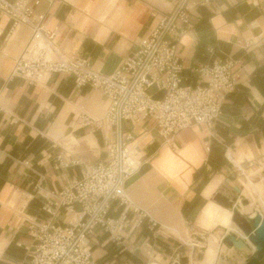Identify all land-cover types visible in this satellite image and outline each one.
Returning <instances> with one entry per match:
<instances>
[{"label": "crops", "instance_id": "1", "mask_svg": "<svg viewBox=\"0 0 264 264\" xmlns=\"http://www.w3.org/2000/svg\"><path fill=\"white\" fill-rule=\"evenodd\" d=\"M33 10L44 16L45 28L55 33L67 57L88 60L96 71L110 75L171 11V0H40ZM190 17L192 28L179 40L182 85L195 87V69L227 58L238 61L239 82L226 95L212 129L180 131L170 145L150 120L122 125L123 134L132 138L129 147L139 149L141 166L149 169L125 189L131 207L110 204L108 218L116 222L112 233L94 229V264H201L202 255L191 246L213 230L231 232L244 242L231 224L228 229L231 214L213 203L216 194L234 197L221 191H234L233 173L241 196L250 200L235 209L242 216L264 218V179L250 181L239 169L264 163V0H213L191 7ZM30 39L28 27L12 29L0 13V264H30L29 222L63 227L73 220L62 212L55 217L44 212L45 198L53 199L104 157L101 132L76 122L83 115L103 118L107 101L98 91L76 88L66 75L53 74L40 85L11 77ZM59 155L62 163L76 164L57 168ZM217 234L206 236L208 262L250 260L221 246L225 235Z\"/></svg>", "mask_w": 264, "mask_h": 264}, {"label": "built area", "instance_id": "2", "mask_svg": "<svg viewBox=\"0 0 264 264\" xmlns=\"http://www.w3.org/2000/svg\"><path fill=\"white\" fill-rule=\"evenodd\" d=\"M39 1L31 5L30 0H0V13L8 17L12 29L26 26L31 31L11 77L40 85L53 74L71 76L76 88L98 91L107 107L100 120L83 115L76 121L79 127L93 126L101 132L102 161L81 171L79 179L68 181L53 199L45 198L42 207L51 217L62 212L73 220L63 227L29 222L32 245L26 250L30 264H94L90 236L97 227L109 233L115 229L116 222L108 218L110 204L115 202L125 210L131 207L124 185L141 167L139 149L129 147L132 138L123 134L122 125L150 120L167 145L180 131L201 126L212 129L222 115L226 95L239 82V63L227 58L198 67L194 70L198 85H182L179 40L192 28L191 7H204L213 0H171V11L156 21L140 40L139 49L110 75L59 49L55 33L45 28L44 16L34 13ZM56 161L57 168L76 164L62 163L60 155Z\"/></svg>", "mask_w": 264, "mask_h": 264}, {"label": "water", "instance_id": "3", "mask_svg": "<svg viewBox=\"0 0 264 264\" xmlns=\"http://www.w3.org/2000/svg\"><path fill=\"white\" fill-rule=\"evenodd\" d=\"M254 165L255 167H258V164L254 163ZM148 169V165L141 166L139 171L126 181L124 188L126 189L132 183L138 180L147 172ZM234 190L237 189L235 188ZM213 201L219 204L220 206L232 211L233 223L236 224V226L245 235V237H247L248 241L255 247V251L252 253V255H249V253L245 252L244 250H248L247 246L241 239H237L234 234L225 237L222 240V244L228 248H234L239 253L246 254L250 257V259L256 258L264 247V218H262L260 214H256L254 218H250L247 216L246 219L243 218L241 214L233 211L235 199L232 201L228 197L216 194L213 197ZM245 202L246 201H244V203ZM199 260H201V256L199 257Z\"/></svg>", "mask_w": 264, "mask_h": 264}, {"label": "bare ground", "instance_id": "4", "mask_svg": "<svg viewBox=\"0 0 264 264\" xmlns=\"http://www.w3.org/2000/svg\"><path fill=\"white\" fill-rule=\"evenodd\" d=\"M138 156H139V153H138ZM254 163H256V162H250V163H247V164L240 165L239 169L241 170V172L250 181H258V180L264 179V163L262 165L256 163V164H258V167H255ZM230 185L233 187V189H235V188L237 189V187H236V185L234 183H230ZM240 192H241V189H240ZM244 200L247 201L246 199H244ZM238 202H239V199L234 203V208L236 207ZM247 202H248L247 204H242L243 205L242 207H247L250 204V200L247 201ZM213 203L231 214V219H230V222H229L228 229L230 230V224H231L235 228L237 233L241 236V238H243L246 241V242L245 241L244 242H245V245L247 246L248 250H244V251L249 253V255H252V253L255 251V247L248 241L247 237H245V235L240 231V229L236 225H234V223L232 221V216H233L232 211L227 209V208H224V207L220 206L219 204H217L214 201H213ZM238 213H239V211H238ZM239 214H241V213H239ZM255 215H250V216H247V217L254 218ZM247 243L253 247V250L248 247ZM199 245H200V243H199ZM199 245L193 243L191 247H195V246H199ZM221 246L225 247L224 245H221ZM204 254H205V261L207 263L211 264V263L214 262V261H212V262H208L207 261V257L209 255V249L207 248L206 253H205V251L202 252V258L199 261L201 264L205 263ZM242 255H243V257L247 256L246 254H242Z\"/></svg>", "mask_w": 264, "mask_h": 264}, {"label": "rangeland", "instance_id": "5", "mask_svg": "<svg viewBox=\"0 0 264 264\" xmlns=\"http://www.w3.org/2000/svg\"><path fill=\"white\" fill-rule=\"evenodd\" d=\"M233 175V180H234V182H235V184H236V187H237V190H230V188H225V187H223V190H221L222 192L224 191L225 193H228L230 196H234V197H231V200L233 201L234 199L233 198H235L236 200L237 199H241L238 203H239V205L240 206H243L242 204H245V203H248L247 201H249V199L244 203V198L241 196V192H240V186H239V184H238V182H237V175L235 174V173H233L232 174ZM236 196V197H235ZM259 210V209H258ZM258 210H256V211H258ZM233 211L234 212H238L235 208H233ZM242 216V215H241ZM243 218H245L246 219V216H242ZM234 225H236V224H234ZM227 231H225V230H222L221 232H217V231H215V230H213V231H208V235H206V236H209L210 234H212V235H215V234H217V236H222V235H225V237H228V236H230V235H232L233 233H231V232H227ZM235 235V234H234ZM206 236H203V237H201V239L200 240H198V242H196V241H194L193 243L194 244H197V245H199V243H200V245L198 246V248H194V253H196V252H198V255H202V252H204L205 251V253H206V251H207V249H205V243H206ZM236 236V235H235ZM224 237V238H225ZM220 245H223L222 244V242H220ZM226 247V246H225ZM227 248V247H226ZM227 253L226 252V250H224L223 251V253ZM221 255H223V254H221ZM248 257V256H247ZM247 263V262H246ZM260 264H264V256H263V258L261 259V261L259 262ZM258 263V264H259ZM207 264V263H206Z\"/></svg>", "mask_w": 264, "mask_h": 264}, {"label": "trees", "instance_id": "6", "mask_svg": "<svg viewBox=\"0 0 264 264\" xmlns=\"http://www.w3.org/2000/svg\"><path fill=\"white\" fill-rule=\"evenodd\" d=\"M264 256V247L256 258H251L246 264H258ZM260 264V263H259Z\"/></svg>", "mask_w": 264, "mask_h": 264}]
</instances>
